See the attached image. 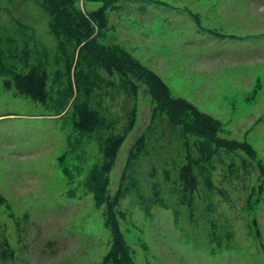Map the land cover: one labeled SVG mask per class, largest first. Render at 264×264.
Instances as JSON below:
<instances>
[{"label":"rangeland","instance_id":"1","mask_svg":"<svg viewBox=\"0 0 264 264\" xmlns=\"http://www.w3.org/2000/svg\"><path fill=\"white\" fill-rule=\"evenodd\" d=\"M40 1L0 0V69L50 75L45 104L0 73V264H113L91 176L106 138L121 134L106 195L130 264H264V0H75L87 14L106 6L107 26L94 22L84 41L59 19L52 27ZM112 45L213 116L217 138L245 149L186 131L143 78L108 74ZM77 97L97 112L92 131L75 126ZM202 143L216 148L210 159ZM187 162L192 191L179 178Z\"/></svg>","mask_w":264,"mask_h":264},{"label":"trees","instance_id":"2","mask_svg":"<svg viewBox=\"0 0 264 264\" xmlns=\"http://www.w3.org/2000/svg\"><path fill=\"white\" fill-rule=\"evenodd\" d=\"M39 5L50 16V25L52 27L55 26L54 19H59L66 32L72 34L78 41L86 40L91 32L95 31L93 29L94 22L97 23L98 32L107 26L106 6L104 5L88 14L76 6L75 0H41ZM104 54L106 55L104 67L108 74L111 75L117 71L126 80H128L130 74L143 78L151 89L156 100V106L164 109L175 121L182 122L186 131L204 135L206 138L214 140L220 146L227 145L230 148H238L237 146H239L245 149V146L241 143L237 142L233 144L232 142H226L221 138H217L218 122L213 116L200 111L189 101L182 98H174L170 94L168 84L162 77L131 56L127 50L119 45H112L105 49ZM1 72L4 71L0 69ZM4 73L6 75V87L12 88L14 86L18 93L30 96L42 103H47L50 96V75L46 69L37 65L24 70L18 69V67H11L5 69ZM135 89L136 86L134 84L133 90ZM77 99L78 97L74 103L76 111L75 126L81 131H92L98 123L97 112L88 98L81 97L78 102ZM183 109L188 110L189 114L183 112ZM176 110L183 112L184 116H177ZM134 123L135 115H132L128 121L126 130L132 129ZM124 139V134L108 136L106 138L104 147L106 159L100 167L95 168L91 176V180L95 183L94 199L96 204H106L107 221L111 227L113 237V247L106 256V260L113 264H130L132 260L124 233L116 216L117 202L106 195L109 184V173L116 161L118 151ZM196 150L205 155V159H210L216 148L202 143L197 146ZM247 150L250 152V147ZM179 178L185 186V190L192 191L197 188L198 179L191 163L187 162L180 166Z\"/></svg>","mask_w":264,"mask_h":264}]
</instances>
